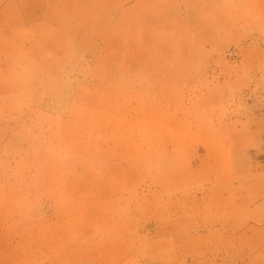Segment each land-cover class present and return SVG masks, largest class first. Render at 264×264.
I'll return each instance as SVG.
<instances>
[{
	"label": "rangeland",
	"instance_id": "374dc122",
	"mask_svg": "<svg viewBox=\"0 0 264 264\" xmlns=\"http://www.w3.org/2000/svg\"><path fill=\"white\" fill-rule=\"evenodd\" d=\"M0 264H264V0H0Z\"/></svg>",
	"mask_w": 264,
	"mask_h": 264
}]
</instances>
